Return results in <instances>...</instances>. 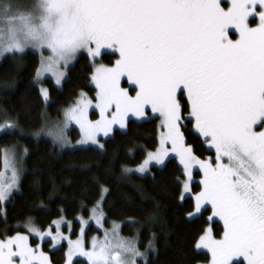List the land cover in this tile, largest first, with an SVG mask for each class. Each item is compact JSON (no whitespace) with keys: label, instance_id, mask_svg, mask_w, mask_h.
Listing matches in <instances>:
<instances>
[{"label":"snow or ice","instance_id":"6c2138e0","mask_svg":"<svg viewBox=\"0 0 264 264\" xmlns=\"http://www.w3.org/2000/svg\"><path fill=\"white\" fill-rule=\"evenodd\" d=\"M250 17H258L255 27ZM103 49L118 53L114 65L96 60ZM27 50L40 55L37 83L50 74L60 85L81 53L94 62L95 97L80 93L62 120L46 123L36 136L46 134L63 146L70 143L66 129L75 124L78 143L103 149L101 135L115 125L125 129L129 116L145 117L150 108L161 120L159 146L123 171L144 174L152 164L178 159L184 177L176 178L179 198L193 201L188 217L210 210L209 221L223 222L220 238L211 227L202 229L195 247L211 254L210 264H264V130H258L264 129V0H231L227 7L224 0H36L30 7L0 0V57ZM124 78L130 88L122 86ZM41 96L47 101L48 89ZM90 108L98 110V119L89 117ZM188 125L214 149V159L196 154L186 139ZM17 127L5 114L0 130ZM4 169L0 202L9 201L20 182L19 160L8 150ZM196 169L202 173L199 190L193 187ZM101 192L90 219L104 228L107 189ZM63 223L61 218L52 222L55 230H44L29 221L28 234L0 238V264H52L42 244L55 248L64 240L65 264H74V257L87 264H140L145 257L115 224L89 247L83 226L72 240L62 233ZM31 237L39 242L33 245Z\"/></svg>","mask_w":264,"mask_h":264},{"label":"trees","instance_id":"16d2710c","mask_svg":"<svg viewBox=\"0 0 264 264\" xmlns=\"http://www.w3.org/2000/svg\"><path fill=\"white\" fill-rule=\"evenodd\" d=\"M232 37H235L233 32ZM117 57V53L105 51L98 61L111 65ZM38 65L39 54L31 50L23 55L4 56L0 61V122L7 114L23 130L0 132V162L6 146L20 141L27 148L19 191L14 192L9 201L0 202V238L23 231L24 224L29 221L43 229L61 215L65 218H73L78 212L86 215L101 195V188L105 187L107 192L102 208L106 219H130L122 226V232L138 235V245L142 249L149 241L154 244L155 250L149 252L147 264L209 261V254L195 247L208 222L209 210L188 217L193 201L190 196L184 201L179 198L181 186L176 178H181L182 173L178 161L169 157L165 165H153L150 172L142 176H125L123 173L124 166L139 163L148 150L156 147L158 117L140 121L129 118L125 129L115 128L103 139V149L88 146L58 150L50 140L34 139L24 132L43 124L45 110L54 114L60 112L64 105L74 100L80 89L93 94L91 66L89 58L80 55L68 69L61 87L46 78L50 101L45 105L34 80ZM187 114L185 112V116ZM185 135L200 158L214 159V151L191 125ZM193 187L198 190L199 183L195 181ZM212 225L214 234L221 236L223 225L217 220ZM42 248L52 264H65L64 244L51 248L45 243ZM76 261L87 264L82 258H75L74 264Z\"/></svg>","mask_w":264,"mask_h":264},{"label":"rangeland","instance_id":"374dc122","mask_svg":"<svg viewBox=\"0 0 264 264\" xmlns=\"http://www.w3.org/2000/svg\"><path fill=\"white\" fill-rule=\"evenodd\" d=\"M14 2L20 4V5L23 6V7H30L31 5H33V4L36 2V0H14ZM230 3H231V0H224V5H225L226 7H227V6H230ZM256 18H257V19H256L257 22H256V21H251V20L253 19V17H250V23H251V26H252V27H255V26L257 25V23L259 22V21H258V17H256ZM232 32L235 33L234 30H232ZM232 38H233V39H236V38H238V35L235 34V37H232ZM31 51H33V50H31ZM105 51H112V50H111V49H103V50H102V52H105ZM34 52H35V51H34ZM38 54H39V53H38ZM117 54H118V53H117ZM45 55H47V53H45ZM80 55H86V56L89 58V64H90V66H91V71H90V85L94 87V92H93V94L89 93V92H88L87 90H85V89H80V90L78 91L77 95L75 96L74 100L71 101L70 103L64 105V106L61 108L60 112L54 114V113H50L49 111L45 110V111H44V114H43V124H42L39 128H37V129H34V130H30V131L24 132V133L30 135V136H31L32 138H34V139L45 138V139L50 140V141L55 145V147H57L58 150L76 149V148H83V147H88V146H94V147H98V148H100V147H99L98 145H96V144H91V143L80 144V143H78V141L81 139V133H80V131H79V127H78L77 125H75V124L70 125V126L66 129V135H67V138H68V140L70 141V143H68V144H66V145H63V146H61L59 143H56V142L53 140L52 137L47 136L46 134H43V133H42V134L39 135V136H36V135H35V133L39 132L40 129H41L46 123L51 124V123H53V122H56V121H60V120H62V119H63V109H65V108L71 106L72 104H74V102L79 98L80 93H85L89 98H94V97H95V95H96L95 83H94V82L92 81V79H91V77H92V75H93V73H94V62H93V60L88 56V54H87L86 52L81 53ZM80 55H79V56H80ZM3 57H4V56L0 57V61H1V59H2ZM98 58H99V57L96 58L97 61H98ZM117 59H118V57H117ZM74 62H75V61H73V62L68 66V68H67V70H66V75H65L63 81H64V80L66 79V77H67L68 69L74 64ZM98 62H100V61H98ZM100 63H102V62H100ZM114 63H115V62H114ZM114 63L111 64V65H107V64H105V65H107V66H112V65H114ZM103 64H104V63H103ZM39 67H40V55H39V65H38L37 69H38ZM37 69H36V71H37ZM46 78H50V79L52 80L53 84H54L56 87H58V88L61 87L62 84H63V81H62V83H61L60 85H56L55 82H54L53 77H52L50 74H49V75H46V76H44V77H42V78H41V82L37 83V82H36V72H35L34 80H35V83H36V85H37V87H38V89H39L40 94H41V89H42V88H46V89H48V91H49V87H48V85L45 83V79H46ZM122 86H123V87H129V88H130V86H129L128 83L126 82V78H124V79L122 80ZM131 94L134 95L135 93H134V92H131ZM42 98H43V97H42ZM43 99H44V98H43ZM44 101H45V100H44ZM49 101H50V97H49V99H48L47 101H45V105L48 104ZM93 103H95L94 100H93ZM94 113H95V114H94ZM187 115H188V114H187ZM153 116H157V117H158V123H159V127H158V135H157V137H158L157 140H158V141H157V145H156V147H155L153 150H148V151L146 152V154L144 155L143 159H142L139 163L134 164V165H126V166L123 167V169L126 168V167H127V168H131V169H135L140 163L143 162L144 159L147 158V153H148V152L155 151V149L159 146V135H160V131H161V128H160L161 120H160L158 114H154V113L151 112L150 108L146 110V115H145V117H142V118H141V117L129 116V118H132V119H135V120H138V121H140V120H145V119H148V118L153 117ZM89 117H90L91 119H98V118H99L98 110H97V109H94V108H90V109H89ZM129 118H128V119H129ZM11 121H12V120H11ZM3 123H4V121H1V122H0V124H3ZM17 125H18V124H17ZM115 128L120 129L118 125H115V126H114V129H115ZM258 130H264V129H258ZM2 131H9V132L17 131V132H23L22 128H21L19 125H18V127L15 128V129H12V130H7V129H5V130H0V132H2ZM111 134H112V132L109 133L108 136H110ZM108 136H106V137H108ZM106 137L103 136V135H101V137H100V143H101V144H102V142H103V139L106 138ZM207 146L209 147L208 144H207ZM209 148H210V147H209ZM210 149H212V148H210ZM5 150H8V152H9L10 155H15V156L18 158V160H19V167H20V179H21L22 175H23L24 172H25L24 162H25V158H26V155H27V148H26V146H25L23 143H21L20 141H16V142H14V143L11 144V145L6 146V147L2 150L1 162H0V172H4V171H5V169H4V152H5ZM212 150L214 151V149H212ZM214 157H215V151H214ZM166 160H167V159H166ZM176 160L178 161V159H176ZM178 164H179V162H178ZM153 165H155V164L150 165V169H151V166H153ZM155 166H161V165H155ZM180 167H181V166H180ZM149 172H150V171H149ZM149 172L144 173V174H141V173H138V172H135V171H133V172H128V173H125V172L123 171V173H124L125 176H130V175H132V174H136V175H141V176H142V175L148 174ZM181 173H182V168H181ZM8 175H9V176L11 175V172H10V171L8 172ZM183 179H184V177L181 176V181H182ZM200 179H202V173H200L198 169L194 170V174H193V183H194L195 181L199 183ZM19 185H20V182H19ZM103 188L106 189L105 187H103ZM19 189H20V188H18V190H16L15 192L19 191ZM198 190H199V189H198ZM181 191H182V188H181ZM105 194H106V193H105ZM105 194H104V196H105ZM101 196H102V192H101V195L99 196V198L97 199V201H96L93 205L90 206V208H89V213H88V214L85 215V214H83L82 212H78L73 218H65L64 216L61 215V216H58V217L54 218V219L51 221V223H50L47 227H45V228H43V229L46 230V229H48V227L51 225L52 228H53V230H55V225H53L52 222H53V221H59V220H61V218H63L64 223L61 225V231H62V233H63L65 236L69 237L70 239H72V240H76V239L79 237L81 227L83 226V227H84V230H85V233H86V235H85V241H86L87 245L90 247L91 240H92L93 237H102V236H103V231H104V229H109V230H111L112 227H113V225L115 224V225L119 226L120 236H122L123 238L128 239V240H136V241H137V247L139 248V250H140L141 252L145 253V257H144V258H138V259L140 260V264H145V259H146V261L148 260L149 252L155 250V248H154V244L152 243V247H151V248H149V246H147L146 248L142 249V248H140L139 245H138V244H139V237H138V235H126V234H124V233L122 232V226H123L125 223L129 222L130 219H121V220L110 219V220H107L103 208H102V210H103V213H104V228H100V227L95 223L94 220H91V219H90V216H91V214H92V213H91V209L94 208V207L96 206L97 202L101 199ZM1 203H4V202H1ZM209 207H210V206H209ZM197 215H198V214H197ZM210 215H211V212H210V210H209V212H208V217H209ZM214 220L219 221V222L223 225V222L220 221L219 218H213L211 221L208 220V222H207L205 228L211 227V228H212V231H213V234H214V230H213L212 222H213ZM83 221H87L88 223H87V224H83ZM27 224H28V222L24 224V230H23V231H19V232H21L22 234H28V228H27V226H26ZM32 225L35 226L33 223H32ZM69 225H70V227H69ZM35 227H37V226H35ZM37 228H39V227H37ZM205 228H204V229H205ZM222 233H223V231H222ZM222 233H221V236H222ZM15 234H16V232L13 233V234H11V235H8V236H13V235H15ZM201 234H202V233H201ZM201 234H200V235H201ZM214 235H215V234H214ZM215 236H216V235H215ZM221 236H216V237H217V238H220ZM3 238H4V237H3ZM32 239L35 240V242H33V245H35V243L39 242V241H38V238H36V237H31V241H32ZM197 240H198V238H197ZM62 244L65 245V262H66V253H67V250H68V243H67V240H64V241L59 242L58 244H56L55 248L61 246ZM42 245H43V244H42ZM49 246H50L51 248H53L52 244H49ZM198 250H204V251H206V252L209 254V257H210V258H209V261H207V262H201V263H199V264H210V261H211V254H210L206 249H198ZM44 252H45V251H44ZM45 253H46V252H45ZM75 258H82V259H84V260L87 262L86 258H84V257H74V259H75Z\"/></svg>","mask_w":264,"mask_h":264},{"label":"flooded vegetation","instance_id":"af4514ba","mask_svg":"<svg viewBox=\"0 0 264 264\" xmlns=\"http://www.w3.org/2000/svg\"><path fill=\"white\" fill-rule=\"evenodd\" d=\"M258 24V23H257Z\"/></svg>","mask_w":264,"mask_h":264}]
</instances>
